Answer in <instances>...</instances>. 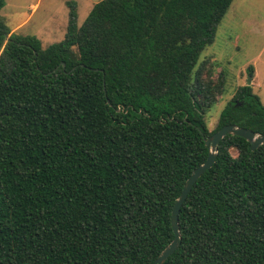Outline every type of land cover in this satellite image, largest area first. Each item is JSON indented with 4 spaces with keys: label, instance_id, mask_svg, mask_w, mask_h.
<instances>
[{
    "label": "trees",
    "instance_id": "trees-1",
    "mask_svg": "<svg viewBox=\"0 0 264 264\" xmlns=\"http://www.w3.org/2000/svg\"><path fill=\"white\" fill-rule=\"evenodd\" d=\"M233 1L100 0L81 25L70 1L47 47L0 16V264H155L206 138L264 134L251 85L205 118L225 77L200 58ZM179 222L164 264H264V144L226 135Z\"/></svg>",
    "mask_w": 264,
    "mask_h": 264
},
{
    "label": "rangeland",
    "instance_id": "rangeland-1",
    "mask_svg": "<svg viewBox=\"0 0 264 264\" xmlns=\"http://www.w3.org/2000/svg\"><path fill=\"white\" fill-rule=\"evenodd\" d=\"M70 1L77 4L81 25L100 0H6L0 16L13 32L36 36L47 47L64 38ZM202 62L214 67V79L225 77L223 93L205 114L210 130L240 86L251 85L264 103V0H234Z\"/></svg>",
    "mask_w": 264,
    "mask_h": 264
},
{
    "label": "water",
    "instance_id": "water-1",
    "mask_svg": "<svg viewBox=\"0 0 264 264\" xmlns=\"http://www.w3.org/2000/svg\"><path fill=\"white\" fill-rule=\"evenodd\" d=\"M229 134L246 138V140L250 142L252 150H256L264 144V134L256 133L249 128L238 126L236 124L224 125L219 130L214 132L211 136H208L206 138L205 142L209 147L208 157L205 162L195 168L190 177L186 180L183 190L174 204L171 220L175 236L172 242L157 257L155 264H164L169 256H171L180 247L182 242V235L180 229L179 214L182 205L184 204L198 179L214 165L218 153L219 144L221 140Z\"/></svg>",
    "mask_w": 264,
    "mask_h": 264
}]
</instances>
